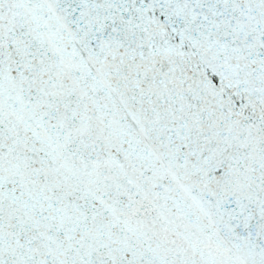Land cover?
I'll use <instances>...</instances> for the list:
<instances>
[{
    "label": "snow or ice",
    "instance_id": "6c2138e0",
    "mask_svg": "<svg viewBox=\"0 0 264 264\" xmlns=\"http://www.w3.org/2000/svg\"><path fill=\"white\" fill-rule=\"evenodd\" d=\"M0 264H264V0H0Z\"/></svg>",
    "mask_w": 264,
    "mask_h": 264
}]
</instances>
